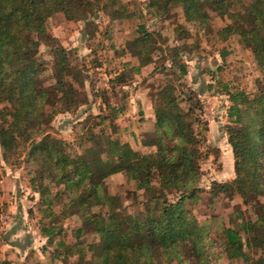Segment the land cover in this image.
<instances>
[{
    "label": "rangeland",
    "instance_id": "obj_1",
    "mask_svg": "<svg viewBox=\"0 0 264 264\" xmlns=\"http://www.w3.org/2000/svg\"><path fill=\"white\" fill-rule=\"evenodd\" d=\"M91 1L95 5L87 21L69 20L62 12L52 13L47 20V32L56 40L54 45L67 49L75 68L62 76L78 90L70 108L50 105L58 77L55 55L36 39V58L43 64L35 86L49 91L51 99L43 109L52 115L43 116L38 128L37 123L26 124L30 137L19 136V145L10 152L4 154L0 145V264H73L94 260V251L87 246L99 240L100 235L84 225V209L70 201L73 182L66 189L62 179L49 180L46 170L48 176L42 184L46 185L47 194H42L36 158L30 154L32 144L41 142L49 133L59 138L68 155L76 159L94 143L92 134H106L128 143L141 154L154 152L156 146H144L142 140L154 130L152 99L163 86L173 88L179 106L195 119L193 128L200 140V176L193 185L196 191L182 206L187 216L205 225L206 259L202 264H245L240 258H229L223 226L239 230L246 245L244 250L252 258H264V249L248 243L241 227L243 220L255 219L253 204H264V196L244 204L238 193L219 192L212 185L228 183L235 176L234 156L226 133V126L231 123L227 116L231 102L221 90L227 86L252 96L262 77L253 54L239 35L222 31L232 21L217 12L213 0H202L204 17L194 19H188L182 6L174 1L163 10L149 7L150 0ZM231 1V10L250 2ZM141 28L152 38L134 43ZM2 107L9 108V104L3 103ZM6 119L11 120V115L7 114ZM151 182L157 185V178ZM103 183L104 190L118 199L122 213L147 210L141 203L146 198L144 191L136 189L135 181L123 172L109 175ZM82 188L83 185L78 186L79 191ZM162 193L170 202L179 198L176 189ZM99 209L103 213L100 206L92 207L93 212ZM48 212L53 214L49 216ZM52 225L56 226L53 237L41 232L42 227ZM77 241L76 248L83 252H69ZM171 264L189 263L172 260Z\"/></svg>",
    "mask_w": 264,
    "mask_h": 264
},
{
    "label": "trees",
    "instance_id": "obj_2",
    "mask_svg": "<svg viewBox=\"0 0 264 264\" xmlns=\"http://www.w3.org/2000/svg\"><path fill=\"white\" fill-rule=\"evenodd\" d=\"M170 1L180 4L188 19L204 17L202 0H150L149 7L163 10ZM94 5L91 0H0V106L9 104V108H0V145L4 154L19 145V136L28 137L26 124L37 123L38 128L43 116L52 115L43 109L50 98L49 91L35 86L43 64L36 58V39L49 46L55 55L58 77L50 105L70 108L76 100L78 90L62 77L75 68L67 49L54 45L56 40L47 32V20L52 13L62 12L69 20L87 21L93 15ZM212 5L232 21L222 31L239 35L262 73L257 80L258 91L252 96L227 86L221 90L231 102L227 111L231 123L227 124L226 133L234 156L235 176L228 183L212 184L219 192L238 193L244 204H250L256 197L264 196V0H250L234 10L228 7L233 5L231 0H213ZM151 38L152 34L141 28L133 42H147ZM182 70L185 72L184 66ZM172 89L163 86L153 95L154 130L147 133L142 144L156 146L154 152L141 154L128 143L106 134H92L90 139L94 143L76 159L68 155L59 138L49 133L41 142L32 144L30 154L36 158L41 193L47 194V187L42 184L47 171L49 180L62 179L66 189L73 182L70 201H76L84 209V225L100 235L99 240L87 246L94 251V260L73 264H171L172 260L202 264L206 259L205 225L187 216L182 206L196 191L193 185L200 176V140L193 128L195 119L182 110ZM7 114L12 118L9 121ZM116 172H123L135 181L136 189L144 191L146 198L141 203L148 211L121 212L116 196L103 188L105 178ZM153 178H157V185L152 184ZM79 185H83L80 191ZM167 189L178 191L176 202L164 196L162 191ZM254 204L255 219L243 220L241 227L245 240L263 250L264 204ZM93 206H100L103 213L100 209L93 212ZM52 214L48 212L49 216ZM55 228V225L42 227L41 232L53 237ZM222 233L230 259L264 264L263 257L252 258L244 250L246 245L238 229L223 226ZM77 245L78 241L73 243L69 252H83Z\"/></svg>",
    "mask_w": 264,
    "mask_h": 264
}]
</instances>
